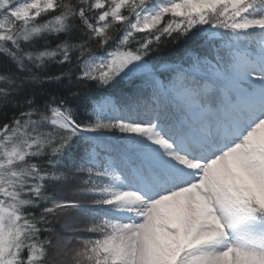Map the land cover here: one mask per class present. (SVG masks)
<instances>
[{"label":"snow or ice","instance_id":"1","mask_svg":"<svg viewBox=\"0 0 264 264\" xmlns=\"http://www.w3.org/2000/svg\"><path fill=\"white\" fill-rule=\"evenodd\" d=\"M0 264H264V0H0Z\"/></svg>","mask_w":264,"mask_h":264}]
</instances>
